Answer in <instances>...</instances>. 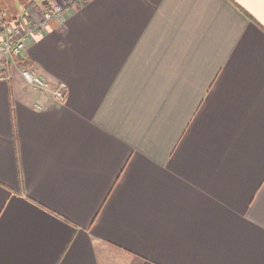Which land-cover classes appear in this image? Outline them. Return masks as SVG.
I'll use <instances>...</instances> for the list:
<instances>
[{"label":"crops","instance_id":"1","mask_svg":"<svg viewBox=\"0 0 264 264\" xmlns=\"http://www.w3.org/2000/svg\"><path fill=\"white\" fill-rule=\"evenodd\" d=\"M21 59L67 99L0 58V264H264V0H84Z\"/></svg>","mask_w":264,"mask_h":264},{"label":"built area","instance_id":"2","mask_svg":"<svg viewBox=\"0 0 264 264\" xmlns=\"http://www.w3.org/2000/svg\"><path fill=\"white\" fill-rule=\"evenodd\" d=\"M67 1V3H66ZM62 5L46 9L43 18L32 23H4L0 26V58L6 62V66H19L18 59L26 47L28 35L44 29L46 23L52 19H60L69 5L84 0H66ZM20 73L24 81L32 86L41 95H48L53 103H64L67 99V85L63 82L53 84L34 67H21ZM37 105V108H41Z\"/></svg>","mask_w":264,"mask_h":264},{"label":"rangeland","instance_id":"3","mask_svg":"<svg viewBox=\"0 0 264 264\" xmlns=\"http://www.w3.org/2000/svg\"><path fill=\"white\" fill-rule=\"evenodd\" d=\"M66 0H0V9H2L3 11H7L9 12V16L7 18H5L3 15L1 14V18H0V26L3 25L4 23H10L11 21H13V16L15 14H22L23 16H14V19L16 18V21H13L14 23L19 22L17 20H19V18L21 17H27V23H32V21H37L38 19L35 18H29V16H26V11L25 8L30 5L31 2L37 3L35 6V11H37L40 15V18H43V14L44 11H46V9L51 8V7H56L58 5H62V3H64ZM67 3V1H66ZM24 21V23H26ZM23 23V22H22Z\"/></svg>","mask_w":264,"mask_h":264},{"label":"trees","instance_id":"4","mask_svg":"<svg viewBox=\"0 0 264 264\" xmlns=\"http://www.w3.org/2000/svg\"><path fill=\"white\" fill-rule=\"evenodd\" d=\"M15 20H16V18H15ZM18 63L22 67H30L31 66V62L30 61H28V60H22L21 58L18 59Z\"/></svg>","mask_w":264,"mask_h":264}]
</instances>
